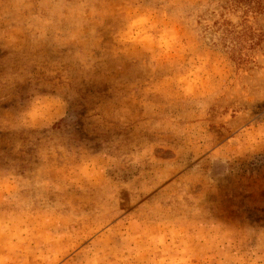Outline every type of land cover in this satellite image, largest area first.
Listing matches in <instances>:
<instances>
[{
    "label": "rangeland",
    "instance_id": "obj_1",
    "mask_svg": "<svg viewBox=\"0 0 264 264\" xmlns=\"http://www.w3.org/2000/svg\"><path fill=\"white\" fill-rule=\"evenodd\" d=\"M236 1L0 0V264H264V0Z\"/></svg>",
    "mask_w": 264,
    "mask_h": 264
},
{
    "label": "trees",
    "instance_id": "obj_2",
    "mask_svg": "<svg viewBox=\"0 0 264 264\" xmlns=\"http://www.w3.org/2000/svg\"><path fill=\"white\" fill-rule=\"evenodd\" d=\"M237 4H247L248 9L252 12L254 11H261V9H263L261 7V3L257 0L252 1V0H237L236 1Z\"/></svg>",
    "mask_w": 264,
    "mask_h": 264
}]
</instances>
